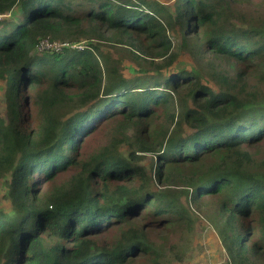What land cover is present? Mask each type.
<instances>
[{
  "label": "trees",
  "instance_id": "1",
  "mask_svg": "<svg viewBox=\"0 0 264 264\" xmlns=\"http://www.w3.org/2000/svg\"><path fill=\"white\" fill-rule=\"evenodd\" d=\"M17 8L0 19V264L182 262L190 211L151 185L170 178L218 205L225 264H264V0H0Z\"/></svg>",
  "mask_w": 264,
  "mask_h": 264
},
{
  "label": "rangeland",
  "instance_id": "2",
  "mask_svg": "<svg viewBox=\"0 0 264 264\" xmlns=\"http://www.w3.org/2000/svg\"><path fill=\"white\" fill-rule=\"evenodd\" d=\"M136 1V0H134ZM159 2L163 3H171L174 0H157ZM258 4L250 5V9H247V6L245 8L246 11L250 12L252 11L251 8H256ZM22 16L21 11L17 8L13 12V16L2 15L1 18H7L9 21H14L15 19H18L20 21V18ZM15 17V18H14ZM14 18V19H13ZM118 51L123 55V60L126 64L130 63L132 67H137V64L132 62V55L122 47L117 48ZM117 52V50H116ZM123 62V70L126 73V69L128 70V66L125 65ZM131 72V69L130 71ZM129 75V74H128ZM8 88V85L5 82H0V114L4 117H7L8 115V109H7V96H6V90ZM105 136L101 135V133H94L87 141L88 146L85 150L82 149L81 155L82 158L84 156H91L92 153L96 152L97 150H100L103 146H105ZM122 151L128 155V153L131 152V149L127 145H123ZM84 155V156H83ZM153 157L148 156L147 159L143 162V165L148 167L149 173L153 174ZM155 168V167H154ZM73 171L68 170L67 172L60 173L56 177V181L58 183L65 182L68 180V178L72 175ZM177 180L170 178L168 182L165 184L156 182L155 179H153V187L158 188L160 190H171L173 191V195L177 196L181 199V202L188 207L190 211V217L193 221L192 225L193 228L187 232V235L189 237H185L184 240L182 238H179L178 235L174 233V239L175 241H179L180 239L186 242L189 241V244L187 245V248L183 247V253H184V259L182 262H175L174 264H225L228 262V255L226 254L223 244H222V229L224 227V222L219 215L218 211V205L209 203L211 200L208 198H204L202 205L199 207H196L195 205H189L188 201L190 200L188 198V195L184 193L182 189L179 188L176 184ZM50 191V189H48ZM6 195V189L4 186V180L0 181V210L5 211L8 213L11 211V203L8 201L4 196ZM189 205V206H188ZM148 212L149 210H145ZM145 212V213H146ZM113 228V227H112ZM181 231V230H180ZM182 232V231H181ZM184 232V231H183ZM120 234L119 228H114L111 231H109L104 237L106 239H113L118 237ZM179 234V233H178ZM182 242V243H183Z\"/></svg>",
  "mask_w": 264,
  "mask_h": 264
},
{
  "label": "built area",
  "instance_id": "3",
  "mask_svg": "<svg viewBox=\"0 0 264 264\" xmlns=\"http://www.w3.org/2000/svg\"><path fill=\"white\" fill-rule=\"evenodd\" d=\"M69 46L71 48H76V49H82L83 44L81 43H76V44H69V43H60V42H55V41H50V40H42L39 44V51H48V50H54V51H59L63 47Z\"/></svg>",
  "mask_w": 264,
  "mask_h": 264
}]
</instances>
